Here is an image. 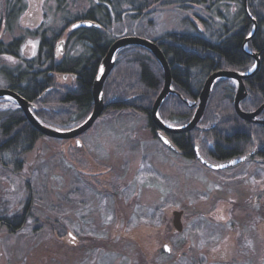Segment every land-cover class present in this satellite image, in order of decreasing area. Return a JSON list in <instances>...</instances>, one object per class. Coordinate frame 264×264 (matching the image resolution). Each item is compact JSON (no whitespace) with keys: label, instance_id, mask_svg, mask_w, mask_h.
Listing matches in <instances>:
<instances>
[{"label":"rangeland","instance_id":"rangeland-1","mask_svg":"<svg viewBox=\"0 0 264 264\" xmlns=\"http://www.w3.org/2000/svg\"><path fill=\"white\" fill-rule=\"evenodd\" d=\"M12 1L0 0V42L22 36L21 58L35 54L38 37L31 33L56 35L66 21L99 2L23 0L24 9L9 24L5 10ZM117 1L121 19L115 21L111 12L110 38L155 41L168 33H191L190 24L206 33L201 20L208 16L192 4L186 10L158 3L142 17ZM65 51L74 56L80 49L68 45ZM18 63L0 58V67ZM57 81L73 85L64 76ZM0 88H5L1 74ZM78 141L75 147L73 140L43 136L18 170L0 167V219L21 218L13 223L19 227L15 232L0 227V264H264V163L250 159L231 169L207 170L166 151L144 116L127 110L105 111ZM173 211L184 212L181 232L172 227ZM163 244L169 253L162 252Z\"/></svg>","mask_w":264,"mask_h":264},{"label":"trees","instance_id":"trees-1","mask_svg":"<svg viewBox=\"0 0 264 264\" xmlns=\"http://www.w3.org/2000/svg\"><path fill=\"white\" fill-rule=\"evenodd\" d=\"M122 1L130 4V9L132 7L138 12L137 16L142 17L146 16L144 13L147 9L158 3L163 6L180 5L186 10L190 9L191 5L188 4H192L203 9L208 16L201 20L206 33L195 30L190 24L193 30L191 33H168L154 41L170 70L173 92L166 96L157 110L159 119L167 125L180 127L190 121L195 111L194 103L211 73L218 70L245 73L255 63L243 50L252 22L244 11L242 0H228L232 2L234 10L223 0ZM118 4L117 0H99L81 16L66 21L58 34L47 36L44 31L40 34L39 51L32 58L20 56L22 36L7 44L0 42V58L20 60L14 68L0 67L5 88L30 103L33 115L43 125L67 131L80 125L91 113L93 81L109 45L116 39L106 34L113 23L111 12L114 13L115 21L121 19L116 12ZM23 9V0L8 3L6 22L10 24ZM247 10L256 22V29L246 43V48L249 52H257L260 62L257 71L245 81L247 95L239 106L244 112H251L264 102V5H261V0H248ZM80 20L95 22L98 27L70 28L64 39V51L60 52L55 43L61 37V31L69 29ZM35 33L37 31L30 35L35 36ZM68 45L80 49V52L68 56L65 51ZM62 76L69 78L73 85L58 83L57 78ZM162 87V67L149 50L135 45L121 48L115 53L113 68L103 83L102 99L108 106L102 114L107 110H127L141 114L146 119V127L154 136L155 126L149 115ZM234 92L235 87L230 80H216L211 87L202 118L197 123L198 126L211 128H195L189 133L171 134L173 143L191 150V143L203 134L212 142L213 147L207 148L203 144L201 149L212 159L235 158L258 148L264 161V125L243 122L235 115ZM261 118H264V110ZM41 137L15 102L0 98L1 168L11 165L18 170L24 163V157L33 150ZM16 219L2 217L0 225L15 232L19 229L13 226ZM50 226L58 236L65 235L59 227Z\"/></svg>","mask_w":264,"mask_h":264},{"label":"water","instance_id":"water-1","mask_svg":"<svg viewBox=\"0 0 264 264\" xmlns=\"http://www.w3.org/2000/svg\"><path fill=\"white\" fill-rule=\"evenodd\" d=\"M243 8L246 13V15L251 19L253 28L252 32L247 36L245 43L252 37V35L255 32L256 29V23L255 20L250 16L247 10L246 1H243ZM79 27H98V24L95 22L89 21V20H80L72 24L71 29L79 28ZM140 46L144 47L147 50H149L157 59L159 64L162 67L163 70V87L158 94L157 98L155 99L151 109H150V120L152 124L157 128L156 132V138L158 142L164 146L169 151L176 153L177 149L174 146V144L168 139L167 134H183V133H189L192 129L197 127V123L200 120L205 107L206 103L211 91L212 85L215 83L216 80L219 79H228L233 82H236L237 88L236 93L233 100V109L235 114L243 121L245 122H253L255 124H262L264 125V121L256 120L255 118L264 110V102L256 108L253 112H244L240 109L239 103L241 100H243L246 96L245 87L243 84V79H246L250 76H252L258 69L259 62L257 60V56L252 54L251 56L255 59V64L253 68L246 74H240L235 71H225V70H218L213 73H211L206 80L203 83L202 89L199 94V98L197 102L194 103L195 111L190 119V121L180 127H173L165 124L162 122L158 115L157 110L161 102L166 98V96L170 93H172L171 89V77H170V70L168 67V64L160 51L159 47L156 45L154 41H149L143 38L139 37H133V36H124L116 38L111 42L109 45L102 61L98 69V74L93 81L92 84V99H93V108L89 116L77 127L67 130V131H60L55 130L52 128H49L45 125H43L32 113V105L28 103L26 100H24L19 94L16 92L6 89V88H0V98L4 99H10L13 102L17 104L19 109L22 111L25 119L28 121V123L42 136L56 139V140H75V145L77 147L80 146V142L78 141V137L88 131L93 123L96 121V119L102 114L105 107L108 106V103H104L102 99V88L103 83L105 81V78L111 71L114 65V55L115 53L124 47L127 46ZM61 50V49H60ZM244 52L245 49H244ZM247 53V52H246ZM250 55L249 53H247ZM65 77V76H64ZM259 150L253 149L249 151L248 153L231 159L227 161H223L217 164L209 162L207 159H205L199 152L198 146H194V157L195 159L204 165L205 167L212 169V170H223L229 167H232L234 165H237L239 163H242L244 161L249 160L250 158L257 155ZM181 215L182 211H173L172 212V224L173 228L177 232H181L182 230V224H181ZM67 237L71 240H75V238L71 234H67ZM164 253L170 252V246L168 244H163L162 246Z\"/></svg>","mask_w":264,"mask_h":264},{"label":"flooded vegetation","instance_id":"flooded-vegetation-1","mask_svg":"<svg viewBox=\"0 0 264 264\" xmlns=\"http://www.w3.org/2000/svg\"><path fill=\"white\" fill-rule=\"evenodd\" d=\"M244 0H242V2H243ZM246 1V6L248 5V0H245ZM261 5H264V0H261ZM252 22V21H251ZM256 23V22H255ZM252 28H253V24H252ZM252 32V29H251V31L249 32V34ZM43 33V31L41 32V33H37L36 34V36L38 37V43H37V46H36V48H35V54H34V56L33 57H35L36 55H37V53H38V51H39V38H40V34H42ZM249 34H248V36H249ZM36 36H34V37H36ZM247 38V37H246ZM246 40V39H245ZM245 42V41H244ZM248 42V41H247ZM246 42V43H247ZM246 43H245V47H244V44H243V50L245 49V51L247 52V53H249L250 54V56L252 55V54H254V55H256L257 56V60H258V62H260V60H259V54L257 53V52H249L248 51V49L246 48ZM63 45H64V40H62V39H59V42H57L56 43V48L60 51V52H62V48H63ZM61 49V50H60ZM252 57V56H251ZM32 58V57H31ZM253 58V57H252ZM26 59H28V58H26ZM254 59V58H253ZM254 61H255V59H254ZM255 64V63H254ZM254 66V65H253ZM253 66L247 71V72H245V73H240V74H246V73H248L252 68H253ZM259 67V66H258ZM239 73V72H238ZM251 77V76H250ZM66 77H64V79H65ZM249 78V77H248ZM248 78H246V79H243L242 81H243V84H244V87H245V91H246V95H247V85L245 84V81L248 79ZM231 81V80H230ZM232 83H233V86L235 87V92H234V96H235V93H236V88H237V84H236V82H233V81H231ZM234 96H233V100H234ZM246 97V96H245ZM243 111V110H242ZM251 112H253V111H251ZM235 113V112H234ZM261 114H262V112L255 118L256 120H260V121H264V118H261ZM236 115V114H235ZM237 116V115H236ZM238 117V116H237ZM202 118V117H201ZM239 118V117H238ZM240 119V118H239ZM241 120V119H240ZM200 121V120H199ZM241 121H243V120H241ZM243 122H245V121H243ZM188 123V122H187ZM247 123H253V122H247ZM253 124H255V123H253ZM258 125H262V124H258ZM170 126V125H169ZM196 128H202V129H204V130H208L209 128H211V126L210 127H201V126H198V124H197V127ZM195 129V128H194ZM193 130V129H192ZM191 130V131H192ZM158 130H157V128L155 127V129H154V132H153V134H154V137L156 138V132H157ZM170 135L171 134H167V137H168V139L173 143V141H172V139H171V137H170ZM156 140H157V138H156ZM74 142H75V140H73ZM158 141V140H157ZM198 142V143H197ZM174 144V143H173ZM203 144H205L206 145V147L207 148H212L213 147V144H212V142L211 141H209L208 140V138L207 137H205V135H203V134H201L197 139H195V141L194 142H192L191 143V150H185L184 148H180V147H178L177 145H175L174 144V146L176 147V149H177V152L176 153H173V152H171V151H169L168 149H166L164 146H163V148L166 150V151H168V152H171V153H173V154H176V155H179V156H182L183 158H186V159H189L190 161H192V162H194V163H197L198 165H200L202 168H205V169H207V170H212V169H209V168H207V167H205L204 165H202L201 163H199L196 159H195V157H194V146L195 145H197L198 146V150H199V152H200V154L205 158V159H207L209 162H211V163H214V164H217V163H220V162H223V161H227V160H231V159H234V158H230V159H224V160H216V159H212L211 157H209V155L206 153V152H204L203 151V149H201L202 147V145ZM255 149H257V150H259L258 148H255ZM240 157V156H239ZM235 158H237V157H235ZM251 159V161H253L254 163H257V164H262L264 161H263V159L261 158V150H259V152H258V154L257 155H255L254 157H252V158H250ZM249 159V160H250ZM245 162V161H244ZM243 163V162H242ZM239 164H241V163H239ZM239 164H237V165H234V166H232V167H229V168H226V169H231V168H234V167H236V166H238ZM226 169H223V170H226ZM212 171H222V170H212ZM233 177V176H232ZM250 198H252V196L250 195L249 196ZM257 197L258 196H254L253 197V199L256 201L257 200ZM227 205H229V203H227V204H224V206H222V208L220 209L221 211H223L224 209H226L228 206ZM252 208H254V206H252ZM251 209V208H250ZM182 213H184L183 211H182ZM172 215V214H171ZM184 215V214H183ZM181 218H182V215H181ZM17 219H21V218H17ZM19 221V220H18ZM172 221V220H171ZM172 224V223H171ZM0 227H3V226H1L0 225ZM172 227H173V224H172ZM191 228H193V226L191 225L190 226ZM73 241V240H72ZM73 243V242H72Z\"/></svg>","mask_w":264,"mask_h":264}]
</instances>
